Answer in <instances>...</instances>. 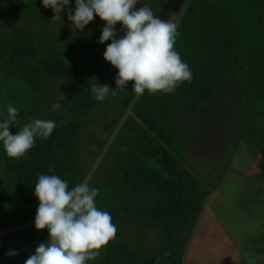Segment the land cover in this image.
<instances>
[{"label": "rangeland", "instance_id": "374dc122", "mask_svg": "<svg viewBox=\"0 0 264 264\" xmlns=\"http://www.w3.org/2000/svg\"><path fill=\"white\" fill-rule=\"evenodd\" d=\"M185 2L186 0H171L163 5L153 6L138 1L137 7L147 5L154 15L165 20L169 19L170 13H173L177 21ZM16 4L23 7L33 4L34 7L31 13H28L15 7ZM69 7L74 14L75 0H70ZM0 8L4 10L0 23L1 41L15 37L16 31H25L30 35L31 45L35 47L36 53L35 58L29 60L36 66L34 85H27L14 78L5 85L4 82L9 69L1 63V58L5 57V54L1 53L0 111L6 109L9 104L16 107L18 109L17 121L21 128L35 119L55 121L56 127L51 134L54 136L53 138L61 137L63 131L66 134L69 133L77 115L80 112L85 113L87 123L82 128L81 138L79 142L72 144L75 167L71 168V171L78 168L88 176L95 168L92 177L96 182H102L114 175H120L115 160L116 149L111 148L109 150L111 144L106 150L105 148L126 113L121 112L123 105L130 106L134 100L135 93L132 91L134 82L130 81L123 91L117 90V95H112L114 98L111 96V105L106 104L105 99L107 98H105L102 102L99 101L94 109L90 110L88 105L94 99L90 91L79 86L72 75H51L46 71V66L42 65L44 62L53 63L55 60L50 48L46 46L48 36L72 38L76 46L80 44L91 46L95 42L104 54L107 45L111 43L110 40L98 43L102 29L106 26L105 22L96 16L83 31L75 30L67 19V9L61 13L64 20V24L61 25L58 21H51L53 12L51 9L42 6V0H0ZM115 29L117 38L125 34L126 30L121 24L115 25ZM95 35L97 36L94 38ZM25 45L26 43L23 44V46ZM99 63L101 70L98 72V77L104 84L115 89L118 70L105 61L103 56L99 58ZM237 92L233 86L228 85L225 90L221 91L216 100L205 104L193 114H183V104L175 103L174 124H176L181 135L186 138L191 136V140L187 147L178 151L179 153H175L169 144L160 142L161 148L158 149L154 158L156 163L154 164L152 161L149 163V167L158 170L159 159L170 161L172 164L165 162L170 163L167 166L168 170L186 169L196 178L197 182L203 183L208 188L210 194L213 191L217 192L216 197L207 201L209 195L206 199L205 206L207 207L204 206L205 209H203L199 219L200 229H196L198 227L196 225L193 234L190 236L188 247L183 254L182 264H205V261H200L199 254L211 257L221 255L218 258V264H248L245 253L252 256L256 264H264V184L252 180L249 177L251 175L249 170L246 173H240L233 168L237 160L250 158L249 153L251 156L257 157L254 146L246 142H242L235 155L232 156L240 132V127L234 124V117L240 111ZM259 125L264 128V122L261 120ZM18 131L19 128L15 125L11 129V133L14 132L13 135ZM36 139L38 137H35ZM45 141L43 140V151L46 155L51 156L50 172L48 173L52 174L58 166L62 169L63 167L66 168L68 166L67 142L53 140L45 143ZM127 146L124 144L123 150ZM104 150L105 153L103 154ZM2 152L3 143L0 142V157ZM102 155L103 157H101ZM26 156V159L24 157L19 158L21 161L18 166L21 170L24 168L25 161L31 164V160L34 158L29 150ZM62 172H66V174ZM62 172L58 176L68 182L67 170L64 171L63 169ZM175 173L171 174L169 171L168 175H175ZM30 176L35 178L31 181L36 182L39 175ZM157 176L152 177L157 178ZM160 176L166 177L165 175L158 177ZM22 178L19 181L16 175L5 173L4 167H1L0 164L1 206L4 205L5 196L10 194L15 198L17 191L22 189L20 195L22 203L27 205L33 201L38 207L34 186L27 181L26 177L22 176ZM173 187L174 183L172 182L170 190L164 194L141 195L134 207L127 212H122L121 209L124 205H120L118 208L119 215L112 219L117 231L115 239L111 241L116 249L111 254L110 264H172L174 261H178L180 251L178 248L182 242L178 234L179 228L176 226L182 201L178 197L179 189ZM69 188L72 187L69 186ZM236 211L241 214L242 222L247 226L244 231L236 228L240 222ZM218 215L228 227V232L238 239L237 243L240 249L237 256L239 254V258L234 262L228 261L226 258V254H228L226 249L220 253V247L210 244L211 242L208 240L210 237L202 240V236L194 235L197 230L198 234H207L214 227L213 229L219 237L220 232L217 224L213 221L214 217ZM3 218L0 215V233L10 229V225L3 221ZM184 233L187 234L186 231ZM48 238L47 229L38 231L35 226L33 230L26 228L1 238L0 254L2 256H0V264H16L10 263L6 258L9 249L14 250L17 255L22 257L18 264H25V261L35 253L36 247L40 243H45ZM2 246L5 248L3 249ZM227 247L229 248V246ZM86 264L95 263L94 261H87Z\"/></svg>", "mask_w": 264, "mask_h": 264}, {"label": "trees", "instance_id": "16d2710c", "mask_svg": "<svg viewBox=\"0 0 264 264\" xmlns=\"http://www.w3.org/2000/svg\"><path fill=\"white\" fill-rule=\"evenodd\" d=\"M138 1L156 6L171 0ZM15 7L31 13L34 5L24 8L16 4ZM3 15L4 10L0 8V23ZM23 42L26 43L25 46ZM31 44L30 35L25 31H16L15 37L7 40L0 39V56L1 53L5 54L0 60L3 66L9 69L5 85L9 84L12 78L27 85H34L36 66L29 60H33L36 53L35 47ZM46 46L55 56L53 63H42L48 73L72 75L79 86L90 92L92 84L104 85L98 77L101 70L99 58L103 56V51L95 42L91 46L86 44L76 46L72 38L48 36ZM174 49L192 71L191 82L182 83L173 93L152 94L145 90L109 148L116 149L115 160L120 175H114L102 182H96L92 177L87 184L99 190L96 197L97 207L109 212L114 219L119 215L120 205H124L121 211L127 212L134 207L141 195L164 194L170 190V184L173 182V188L179 189L178 197L182 201L176 226L179 228L178 234L182 244L178 248L180 250L178 261L172 264H182L190 236L202 215L210 192L186 169L168 170L170 161L159 159L158 170L149 167V163L150 161L156 163L154 158L161 148L160 142L169 144L175 153H179L178 151L187 147L191 140V136L186 138L181 135L174 124L175 103L183 104V114H193L205 104L216 100L221 91L231 85L236 92L238 91L236 94L240 108L234 117V124L240 127V132L232 156L242 142L254 146L257 157L249 169L251 174L249 177L264 184V128L259 125L260 120L264 122V0H190L177 27ZM111 96L110 91L105 99L108 105H111L110 99L113 97ZM98 103L94 96L88 109H94ZM128 108L129 105H123L121 112L124 114ZM6 117L7 108L0 111V122ZM86 123V114L80 112L69 133L63 131L59 138H53V135L48 139L38 137L29 150L34 157L33 159L31 157L32 163L25 161L22 170L18 166L21 160L8 157L3 148L0 157L1 167H4L5 173L16 175L19 181L23 179L22 176L26 177L33 186L38 178L36 182L31 181L35 178L30 175L58 176L63 169L67 170L69 186L74 187L83 183L87 174L78 168L71 171V168L75 167L72 144L79 142L82 128ZM13 126H10V132ZM43 140L67 142L66 168L58 166L52 174L48 173L51 156L43 151ZM124 144L128 146L123 150ZM169 171L171 174L176 173L169 176ZM154 175L166 177L153 178ZM21 190L16 193L19 198L8 194L4 198V205H0L3 221L10 225V229L35 221L38 207L33 201L24 205L20 198ZM28 229L33 230L34 226ZM184 231L187 234H183ZM111 241L100 249V254L95 259L89 261H94L95 264H110L111 254L116 249ZM111 251L113 252L109 253ZM6 258L10 263L18 264L22 257L6 255Z\"/></svg>", "mask_w": 264, "mask_h": 264}, {"label": "clouds", "instance_id": "9594fccd", "mask_svg": "<svg viewBox=\"0 0 264 264\" xmlns=\"http://www.w3.org/2000/svg\"><path fill=\"white\" fill-rule=\"evenodd\" d=\"M70 0H42V6L53 12L51 21L64 24L61 13L67 9V19L73 29L81 31L98 16L105 27L98 43L111 41L103 58L118 70L116 88L107 84L91 85L95 99L103 101L110 93L117 95L128 83L132 91L142 95L149 93H173L179 85L191 82L193 73L182 61L174 45L177 35L176 16L169 19L154 15L147 5L137 7L138 0H75L74 14ZM121 24L125 34L117 38L115 25ZM18 109L7 105V117L0 122V142L8 157L27 158L34 146L35 137L48 139L56 127L55 121L35 119L22 128L18 121ZM19 128L11 134L10 126ZM99 190L87 183L76 184L71 189L68 182L57 175L40 174L34 186L38 199L35 216L36 230L47 229L49 238L40 243L25 264H86L100 254V249L115 239L116 225L109 212L97 207ZM9 256L17 255L9 249ZM248 264L255 259L245 253Z\"/></svg>", "mask_w": 264, "mask_h": 264}, {"label": "crops", "instance_id": "0c3cea01", "mask_svg": "<svg viewBox=\"0 0 264 264\" xmlns=\"http://www.w3.org/2000/svg\"><path fill=\"white\" fill-rule=\"evenodd\" d=\"M244 145H246V144H244ZM249 156H250V158H241V159L237 158L239 160H237L236 163H234V167H233L234 170H236L240 173H243V172L246 173L250 169V167L253 165L254 160L256 158L255 155L251 156L250 153H249ZM212 193L210 194V197L207 199V201L210 198L216 197L217 192L213 191ZM206 207L207 206H205V208ZM237 213L239 215L238 220L240 222H238V226H236V228L244 231L247 228V226L242 222L243 217L241 216V214L239 212H237ZM213 221L215 222V224H217L218 231L220 232L219 237H217L216 231H215V229H213L214 227L211 228V230L209 231L210 233L207 232V234L199 235L198 230L200 229L199 228L200 220L196 224L198 227L197 228L195 227V228L198 230L194 233V235L195 236H202L203 237V238H201L202 240L206 239L207 237H210V238H208V240L211 242L210 244L217 246V247H220L221 248L220 253L223 252V249H226L228 251V254H226V258H228V261L234 262L237 258H239L238 257L239 254L237 256V253L239 252L238 250L240 249L239 244L237 243L238 239L236 237H234L232 235V233L228 232V227L225 225V222L223 221L221 216H219V215L217 217L215 216ZM248 224H250V223L248 222ZM227 232L230 234L228 235ZM227 246H229V248ZM195 254L198 255V253H195ZM199 255H200V259H201L200 261H205V264H218V258L221 257V255H219V254L214 256V257L208 256V255L201 256V254H199ZM206 257H207V259H205Z\"/></svg>", "mask_w": 264, "mask_h": 264}, {"label": "water", "instance_id": "95a60500", "mask_svg": "<svg viewBox=\"0 0 264 264\" xmlns=\"http://www.w3.org/2000/svg\"><path fill=\"white\" fill-rule=\"evenodd\" d=\"M189 2H190V0H186V2H185V4H184V7H183V9H182V11H181V13H180V15H179L177 21H176V25H177V27H178V25H179V23H180V21H181V18H182V16H183V14H184V12H185V10H186V8H187ZM139 97H140V95H139V96L136 95V97L134 98L133 102L131 103V105H130L129 108L127 109L126 113L124 114L122 120L120 121V123H119L117 129H116L115 132L113 133V135H112L110 141L108 142V144H107L105 150H106V149L110 146V144L113 142L114 138L116 137L117 133L119 132V130H120L121 127L123 126L124 122L126 121V119L128 118V116L131 114L132 109H133V107H134V105H135V103L137 102V100H138ZM105 150H104L103 154L105 153ZM101 157H103V155H102ZM99 161H100V160H99ZM99 161H98V162H99ZM94 171H95V168H94V169L88 174V176L86 177V179H85V181H84L83 183H88V182H89V180L91 179V177H92ZM34 222H35V221H32V222H29V223H26V224H23V225L17 226V227H15V228L9 229V230H7V231L1 232V233H0V237H1V236H4V235H7V234H11V233L17 232V231H20V230H24V229L29 228V227H32V226H35V223H34Z\"/></svg>", "mask_w": 264, "mask_h": 264}, {"label": "flooded vegetation", "instance_id": "af4514ba", "mask_svg": "<svg viewBox=\"0 0 264 264\" xmlns=\"http://www.w3.org/2000/svg\"><path fill=\"white\" fill-rule=\"evenodd\" d=\"M0 215H2V214L0 213ZM2 217H4V216L2 215ZM0 220H1V219H0ZM11 234H12V233H11ZM11 234H7V235H4V236H1L0 239L3 238V237L9 236V235H11ZM2 247H3V246H2ZM4 248H5V247H3V249H4Z\"/></svg>", "mask_w": 264, "mask_h": 264}]
</instances>
